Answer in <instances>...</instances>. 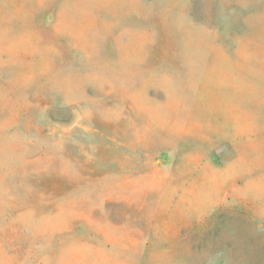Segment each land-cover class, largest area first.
<instances>
[{"label": "rangeland", "instance_id": "1", "mask_svg": "<svg viewBox=\"0 0 264 264\" xmlns=\"http://www.w3.org/2000/svg\"><path fill=\"white\" fill-rule=\"evenodd\" d=\"M0 264H264V0H0Z\"/></svg>", "mask_w": 264, "mask_h": 264}]
</instances>
